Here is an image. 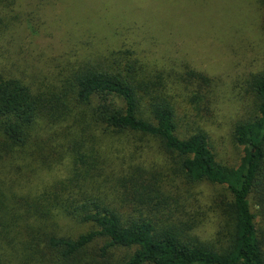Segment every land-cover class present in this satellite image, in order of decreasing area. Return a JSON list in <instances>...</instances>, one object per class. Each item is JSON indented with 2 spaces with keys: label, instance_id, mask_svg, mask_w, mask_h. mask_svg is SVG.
Here are the masks:
<instances>
[{
  "label": "trees",
  "instance_id": "16d2710c",
  "mask_svg": "<svg viewBox=\"0 0 264 264\" xmlns=\"http://www.w3.org/2000/svg\"><path fill=\"white\" fill-rule=\"evenodd\" d=\"M60 1L0 0V264H264V0H253L258 39L245 32L255 18L222 0L199 11L182 0L164 17L158 4L115 15L114 4L90 6L86 45L35 64L29 45ZM113 23L127 34L106 35ZM212 28L226 34L221 45ZM215 50L234 56L223 72L209 62ZM229 70L254 112L230 129L235 165L210 143ZM112 150L127 161L111 163ZM205 182L227 191L212 199L207 238L179 187Z\"/></svg>",
  "mask_w": 264,
  "mask_h": 264
},
{
  "label": "rangeland",
  "instance_id": "374dc122",
  "mask_svg": "<svg viewBox=\"0 0 264 264\" xmlns=\"http://www.w3.org/2000/svg\"><path fill=\"white\" fill-rule=\"evenodd\" d=\"M180 1L182 0H73V3H68L69 0H61L52 6V16L49 18L51 22L48 23V27L44 29L39 36L35 37L34 35L35 38L32 40V44L29 45V48L32 49V56L35 57V64H41L44 60L52 58V56L63 55V57H70L73 48L81 47L83 45L82 43L86 45L87 40L91 39L90 29L91 25H95L96 19L92 15L90 17L88 15L93 14V11H90L91 13L87 11L90 6H93L94 9L100 7V12H102L100 14H104L109 13L108 6L114 4L113 9L110 7V13L113 12V15H115L124 11L136 12L139 8L151 9V5L154 6L153 8H157L156 4H158V10L161 11L162 17H164V15L168 14L169 10L175 8V4H182ZM212 1L216 2L217 0H207L204 3V9H207L205 4L212 5ZM192 2L193 0H190V3L188 4L190 10L193 8H197L198 11L202 9V0L196 1L198 5L196 4V6L191 7V5H194ZM227 3L229 5H227ZM148 5H150V8H147ZM221 6L224 9L227 7L228 10H239V12L242 9V15L250 22L254 21V18L255 23L258 20V10H256L257 6L253 0H229L227 2L222 0ZM180 8L181 7H179V5H176L178 12L180 11ZM55 13L61 15H55ZM88 18L90 19L91 25L89 24ZM229 18H231V14H228L227 16L225 15L224 20H229ZM161 20H163V18ZM236 20L237 16H235L234 21ZM255 23L251 29L248 27L245 31L250 39L260 38L257 33L258 25L256 23L255 26ZM116 30L122 37L127 34V30L124 27L121 28L118 23H113L112 27L108 29V33L106 35ZM217 30L220 31L215 32ZM100 35L101 34L99 32V36ZM210 36L211 38L209 39L211 40V43L213 42L215 45H221V41L226 39V34L219 28H215V30L214 28L210 29ZM31 39L32 38H30V40ZM103 42L104 44L100 45L101 47L110 45L107 38H104ZM24 49H26V47H24ZM210 51L207 50V53ZM215 52L218 54L219 50H215ZM203 55L206 56L207 54L203 53ZM256 57L257 55L250 56L253 61ZM200 58L203 61H197L200 67H207L206 69L210 72H214L213 69L219 68L220 71L223 72L220 65L229 66L228 61L233 59L234 56L232 53L230 55L227 53V57L219 53L216 56L217 59L215 58V61H209L210 64L215 67H212L213 69H211L208 61L203 60L204 58L202 57ZM200 58H197V60H200ZM237 60L239 65L235 67L236 70L243 68L242 66H244V62L240 61L239 57H237ZM257 64L258 62L255 60V67ZM236 70L232 72H230V70L229 72L227 71V74L224 77V80L227 81L230 86H227L218 97L219 99H217L219 102V111L215 110V116H218V128L212 130L210 139L212 149L215 152H218L217 159L228 165H235L240 156V148L235 147L230 141L231 127L238 121L246 120V118L254 114L252 108V95L247 87L246 81L241 79H232ZM180 126L187 129L188 133L193 132L194 126L191 124L190 120H187L186 118H181ZM120 145L121 144H117V146ZM112 151L111 163H118L120 160H125L124 162L127 161L129 155L127 150L122 151L116 156L114 150ZM155 158L161 157L156 154L151 158V160ZM165 174H170V179L176 177L175 174L173 175L171 173V169L165 168ZM39 176L43 179H48L50 177L49 174L44 171H42ZM40 180L41 179H35L32 184H36L37 187H40ZM179 181L180 179L177 178V182ZM179 187L182 192L181 198L188 200V208H198V211L200 212L199 216L203 221L198 232L203 238H207L208 234H211L214 230V226L212 224L214 222V212L211 209L214 208V204L212 203V199H216V197L220 198L223 194H226L227 191L222 186L212 185L207 182L198 185L188 184L185 186V190L182 185ZM74 227L75 226H72L71 228V234L79 232V230Z\"/></svg>",
  "mask_w": 264,
  "mask_h": 264
}]
</instances>
